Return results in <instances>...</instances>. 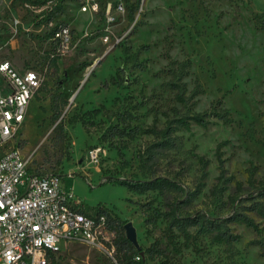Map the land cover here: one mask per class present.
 Masks as SVG:
<instances>
[{"label":"rangeland","instance_id":"1","mask_svg":"<svg viewBox=\"0 0 264 264\" xmlns=\"http://www.w3.org/2000/svg\"><path fill=\"white\" fill-rule=\"evenodd\" d=\"M63 28L70 37L59 41ZM1 61L41 78L21 129L31 170L61 173L86 211L131 222L138 248L157 243L149 264H264V218L233 225L235 243L170 242L154 220L166 197L116 183L171 179L180 189L170 201L197 194L185 211L216 218L237 182L264 177V0H0ZM213 112L226 122L190 121L171 148L155 147L174 119ZM221 161L233 181L218 201ZM113 239L62 241L50 264H113Z\"/></svg>","mask_w":264,"mask_h":264},{"label":"built area","instance_id":"2","mask_svg":"<svg viewBox=\"0 0 264 264\" xmlns=\"http://www.w3.org/2000/svg\"><path fill=\"white\" fill-rule=\"evenodd\" d=\"M69 37L67 28L55 33L59 41ZM40 88L37 71L0 62V264H50L62 241L95 242L110 232L109 211L83 209L62 187L61 173L31 170L20 151L21 129ZM99 152H90L92 164L99 163Z\"/></svg>","mask_w":264,"mask_h":264},{"label":"trees","instance_id":"3","mask_svg":"<svg viewBox=\"0 0 264 264\" xmlns=\"http://www.w3.org/2000/svg\"><path fill=\"white\" fill-rule=\"evenodd\" d=\"M176 88H179L178 86ZM184 91L178 95L179 103L185 104ZM183 94V95H182ZM54 111H58V107H53ZM217 118L226 122L221 114L213 112L212 114H192L188 117L176 118L169 123L168 128L163 132L162 140L155 145L160 149L171 148V133L188 125L190 121L199 124L207 123L209 118ZM174 125V126H173ZM125 135L124 130L115 129L114 135ZM108 181V180H107ZM232 177L227 175L224 162H220V175L216 183L211 189V197L220 201L224 194L229 190L232 183ZM116 183L125 185L130 191L145 194L147 192H158L167 199L164 212L155 211L156 218L163 219L166 223L165 234L167 239L172 242L176 238L181 237L185 242H190L196 237L208 234L212 235L221 243L231 244L239 241L240 236L235 234L232 226L235 224H245L254 228H258L257 224L251 217L256 214L264 218V177L259 181L249 180L246 183L237 182L229 193L227 200L230 206L229 214L226 217L212 218L203 211H185V207L189 206L197 194L187 196V198L174 199L170 201L168 193L180 189L176 181L165 177L152 178L145 181H119ZM152 220V219H151ZM150 221V220H149ZM125 224L121 218L114 216L112 213L107 214L108 230L114 235V239L110 245L114 249L113 264H149L154 261L157 243L148 249L138 248L132 244L125 233ZM264 251V240L259 242ZM54 256L51 257L53 259ZM137 258H140L138 260Z\"/></svg>","mask_w":264,"mask_h":264},{"label":"water","instance_id":"4","mask_svg":"<svg viewBox=\"0 0 264 264\" xmlns=\"http://www.w3.org/2000/svg\"><path fill=\"white\" fill-rule=\"evenodd\" d=\"M125 233H126V238L132 244H134L136 247H138L137 231L131 222H128L125 224Z\"/></svg>","mask_w":264,"mask_h":264},{"label":"crops","instance_id":"5","mask_svg":"<svg viewBox=\"0 0 264 264\" xmlns=\"http://www.w3.org/2000/svg\"><path fill=\"white\" fill-rule=\"evenodd\" d=\"M86 180L91 182V180H89L88 178H86ZM67 190H72V189H67ZM72 191H73V190H72ZM73 192H74V191H73ZM80 202H81V206L83 207V203H82L81 200H80ZM83 209H84V208H83Z\"/></svg>","mask_w":264,"mask_h":264}]
</instances>
